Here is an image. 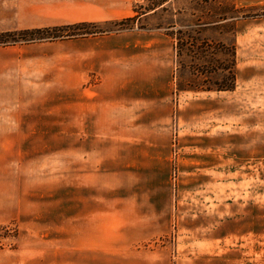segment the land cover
<instances>
[{"label": "rangeland", "instance_id": "rangeland-1", "mask_svg": "<svg viewBox=\"0 0 264 264\" xmlns=\"http://www.w3.org/2000/svg\"><path fill=\"white\" fill-rule=\"evenodd\" d=\"M36 1L0 0V32L26 28L34 3L57 2ZM149 1L133 3L125 26L172 37L175 97L217 91L235 71L234 91L208 121L232 135L211 146L199 125L184 131L175 106L152 132L80 128L75 116L71 127L64 82L28 60L52 51L48 41L0 44V264L84 263L82 243L95 242L70 236L66 210L82 199L103 204L102 264H264V14L250 16L264 0H167L137 18ZM148 136L152 145L129 143ZM146 200L153 222L135 224L129 202Z\"/></svg>", "mask_w": 264, "mask_h": 264}, {"label": "crops", "instance_id": "crops-1", "mask_svg": "<svg viewBox=\"0 0 264 264\" xmlns=\"http://www.w3.org/2000/svg\"><path fill=\"white\" fill-rule=\"evenodd\" d=\"M56 1L48 5L34 3L28 12L31 14H25L30 19L26 21L29 25L24 27L101 23L135 17L137 14L133 9V3L137 0ZM236 1L244 5V0ZM158 9L140 13L137 18L154 13ZM47 43L43 47L49 45L52 51L40 52L28 60L32 61V64L44 66L41 74L45 80L64 82V94L69 98L68 103L76 106L75 112L71 110L66 114L68 120L71 118V127L75 116L78 118L75 122L80 123V128H129L147 129L152 132L167 126L175 106L178 119L185 126L184 131L189 133L194 124L199 125L198 128L206 130L202 134L207 137V143L211 146L215 147L218 142L221 143L227 136L232 135L231 126L228 130L227 125L217 129L216 123L210 125L208 121L217 119L213 115L217 112L218 100L220 105L227 103L230 98L227 93L234 90H192L182 91L177 97L174 96L173 39L166 33L129 29ZM47 73L49 76H46ZM122 106L125 109H122ZM122 122L124 124H121ZM147 138L134 140L130 137L129 143L152 145L153 141L150 139L153 137ZM152 152L151 148L147 149L149 157L157 155ZM215 153L216 149L214 155ZM89 205L88 201L82 199L78 206L71 205L66 209L70 218V236H73L75 231L82 240L88 241L90 235L95 244L89 246L88 243H82V264H102L99 256L103 248L99 242L104 236L103 204L100 201H92V206ZM129 205V208H134L137 218L141 219V223L135 220V224L153 222L152 213H149V218L144 216L146 209L154 210L150 200L130 201ZM89 219L93 225L91 234L88 231ZM227 253L226 249L224 254ZM225 261L232 264V259L225 258Z\"/></svg>", "mask_w": 264, "mask_h": 264}, {"label": "trees", "instance_id": "trees-1", "mask_svg": "<svg viewBox=\"0 0 264 264\" xmlns=\"http://www.w3.org/2000/svg\"><path fill=\"white\" fill-rule=\"evenodd\" d=\"M167 0H150L146 6L143 7L141 13H145L151 10H156L157 8L164 9V3ZM244 8V7H242ZM263 13L251 14V17L259 16ZM134 17H126L120 20H115L113 23L117 25L115 30H102V29H87L86 26L96 27L97 23L94 22H81L74 24H63L52 27H34L26 28L17 31H5L0 32V44H16L19 42H39V41H53L64 38H73V37H83L89 35H99L108 32H120L130 29L126 27V23L130 20H133ZM234 61H235V51L233 52ZM236 86V76L235 71L231 73L230 82L226 85L217 86L215 90H234ZM207 90H210L207 88Z\"/></svg>", "mask_w": 264, "mask_h": 264}]
</instances>
